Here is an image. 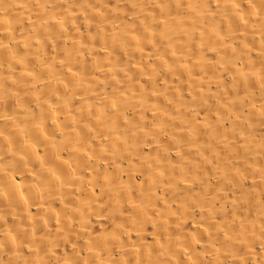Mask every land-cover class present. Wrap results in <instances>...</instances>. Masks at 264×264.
Wrapping results in <instances>:
<instances>
[{"label":"bare ground","instance_id":"bare-ground-1","mask_svg":"<svg viewBox=\"0 0 264 264\" xmlns=\"http://www.w3.org/2000/svg\"><path fill=\"white\" fill-rule=\"evenodd\" d=\"M0 264H264V0H0Z\"/></svg>","mask_w":264,"mask_h":264}]
</instances>
